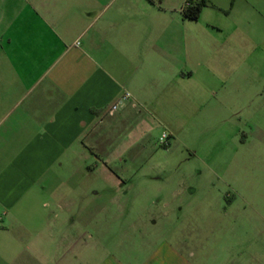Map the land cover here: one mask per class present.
I'll return each instance as SVG.
<instances>
[{
	"label": "crops",
	"instance_id": "1",
	"mask_svg": "<svg viewBox=\"0 0 264 264\" xmlns=\"http://www.w3.org/2000/svg\"><path fill=\"white\" fill-rule=\"evenodd\" d=\"M187 1L0 0L2 142L20 143L0 170V264H202L197 241L92 242L91 216L75 217L38 187L75 148L90 149L91 130L125 93L139 116L161 101L212 99L214 119L250 114L264 143V0H206L202 13L227 19L208 34L189 31Z\"/></svg>",
	"mask_w": 264,
	"mask_h": 264
},
{
	"label": "rangeland",
	"instance_id": "2",
	"mask_svg": "<svg viewBox=\"0 0 264 264\" xmlns=\"http://www.w3.org/2000/svg\"><path fill=\"white\" fill-rule=\"evenodd\" d=\"M226 21L209 7L189 31L208 34ZM202 78L211 86L217 79L206 72ZM219 81L218 91L226 85ZM211 102L161 101L154 114L142 116L124 103L130 107L124 115L109 114L88 135L95 153L75 148L67 160L73 162L47 171L38 187L64 198L58 202L75 217L91 216L92 242L197 241L202 264H264V217L254 210L264 207L263 138L250 114L223 124L213 118ZM236 103L238 111L243 101ZM1 118L3 170L20 143L13 140L9 150L2 142L9 138ZM164 132L169 146L160 143ZM245 208L250 215H239Z\"/></svg>",
	"mask_w": 264,
	"mask_h": 264
},
{
	"label": "built area",
	"instance_id": "3",
	"mask_svg": "<svg viewBox=\"0 0 264 264\" xmlns=\"http://www.w3.org/2000/svg\"><path fill=\"white\" fill-rule=\"evenodd\" d=\"M187 5H190L189 2H187ZM131 103L133 107H137V103L132 101V94L131 93H125L118 101H116L111 107H110V114H113L116 112L124 103ZM170 135L166 132L163 133V135L160 138V143L164 146L170 145Z\"/></svg>",
	"mask_w": 264,
	"mask_h": 264
},
{
	"label": "trees",
	"instance_id": "4",
	"mask_svg": "<svg viewBox=\"0 0 264 264\" xmlns=\"http://www.w3.org/2000/svg\"><path fill=\"white\" fill-rule=\"evenodd\" d=\"M187 2H189L190 5L186 4L184 8L185 16L192 20H198L204 7L207 5L206 0H199L197 2H194V0H188Z\"/></svg>",
	"mask_w": 264,
	"mask_h": 264
}]
</instances>
